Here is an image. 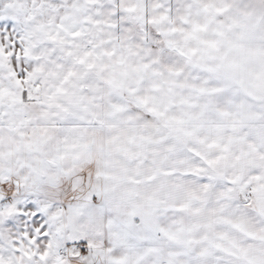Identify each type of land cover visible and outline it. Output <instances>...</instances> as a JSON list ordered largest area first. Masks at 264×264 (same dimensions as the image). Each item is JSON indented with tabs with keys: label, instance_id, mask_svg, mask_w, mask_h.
Wrapping results in <instances>:
<instances>
[{
	"label": "snow or ice",
	"instance_id": "obj_1",
	"mask_svg": "<svg viewBox=\"0 0 264 264\" xmlns=\"http://www.w3.org/2000/svg\"><path fill=\"white\" fill-rule=\"evenodd\" d=\"M0 264H264V0H0Z\"/></svg>",
	"mask_w": 264,
	"mask_h": 264
}]
</instances>
